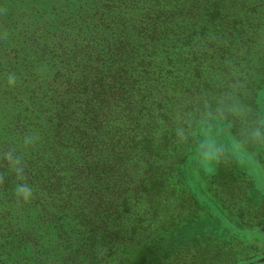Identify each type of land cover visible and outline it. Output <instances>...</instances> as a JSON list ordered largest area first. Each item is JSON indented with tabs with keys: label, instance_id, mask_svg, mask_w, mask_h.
Wrapping results in <instances>:
<instances>
[{
	"label": "trees",
	"instance_id": "16d2710c",
	"mask_svg": "<svg viewBox=\"0 0 264 264\" xmlns=\"http://www.w3.org/2000/svg\"><path fill=\"white\" fill-rule=\"evenodd\" d=\"M263 90L264 0H0V264L244 263L184 173Z\"/></svg>",
	"mask_w": 264,
	"mask_h": 264
},
{
	"label": "rangeland",
	"instance_id": "374dc122",
	"mask_svg": "<svg viewBox=\"0 0 264 264\" xmlns=\"http://www.w3.org/2000/svg\"><path fill=\"white\" fill-rule=\"evenodd\" d=\"M260 104L259 116L250 112L233 129L220 118L205 124L198 154L186 162L184 173L204 210H184L179 234L184 239L204 234L213 243L233 241L228 253L246 260L236 264H264V90ZM241 208L244 221L236 216ZM188 219L194 220L185 225Z\"/></svg>",
	"mask_w": 264,
	"mask_h": 264
},
{
	"label": "clouds",
	"instance_id": "9594fccd",
	"mask_svg": "<svg viewBox=\"0 0 264 264\" xmlns=\"http://www.w3.org/2000/svg\"><path fill=\"white\" fill-rule=\"evenodd\" d=\"M20 172L21 170H17ZM17 195H23L25 199H28L32 195V189L27 184H22L17 187Z\"/></svg>",
	"mask_w": 264,
	"mask_h": 264
}]
</instances>
